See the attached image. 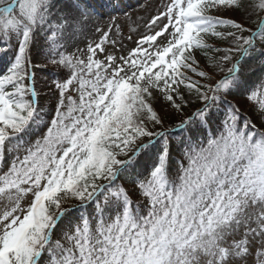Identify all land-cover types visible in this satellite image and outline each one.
<instances>
[{
  "label": "snow or ice",
  "instance_id": "1",
  "mask_svg": "<svg viewBox=\"0 0 264 264\" xmlns=\"http://www.w3.org/2000/svg\"><path fill=\"white\" fill-rule=\"evenodd\" d=\"M121 7L0 0V264H264V0Z\"/></svg>",
  "mask_w": 264,
  "mask_h": 264
},
{
  "label": "rangeland",
  "instance_id": "2",
  "mask_svg": "<svg viewBox=\"0 0 264 264\" xmlns=\"http://www.w3.org/2000/svg\"><path fill=\"white\" fill-rule=\"evenodd\" d=\"M163 2L164 0H122L120 10L112 13L122 27L123 44L125 45L123 49L124 55H127L129 49L136 46L135 41L147 31L146 26L149 24L151 18L157 14V9L162 6ZM107 20L108 17L105 16L101 23L106 24ZM129 35L132 37L131 40L128 39ZM98 38V35L89 33L88 36L81 38L80 47L83 49L87 42ZM209 42L213 41L210 40ZM117 54L119 55L120 51H117ZM49 70H51V67H49ZM40 73L38 72L37 78H42ZM38 89L41 92L42 98H46L50 94V89H54V84L53 82H40ZM38 102L45 104V101L41 98H38ZM193 110L194 108L186 109V113L190 114ZM172 117L177 120L180 118L175 113L172 114Z\"/></svg>",
  "mask_w": 264,
  "mask_h": 264
}]
</instances>
